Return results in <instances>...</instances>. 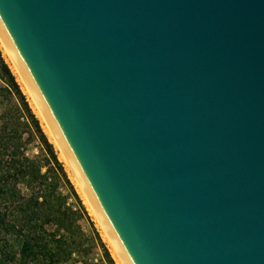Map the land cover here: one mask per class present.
I'll return each instance as SVG.
<instances>
[{"label": "water", "instance_id": "1", "mask_svg": "<svg viewBox=\"0 0 264 264\" xmlns=\"http://www.w3.org/2000/svg\"><path fill=\"white\" fill-rule=\"evenodd\" d=\"M0 33L129 264H264V0H0Z\"/></svg>", "mask_w": 264, "mask_h": 264}, {"label": "trees", "instance_id": "2", "mask_svg": "<svg viewBox=\"0 0 264 264\" xmlns=\"http://www.w3.org/2000/svg\"><path fill=\"white\" fill-rule=\"evenodd\" d=\"M0 264H116L1 50Z\"/></svg>", "mask_w": 264, "mask_h": 264}, {"label": "rangeland", "instance_id": "3", "mask_svg": "<svg viewBox=\"0 0 264 264\" xmlns=\"http://www.w3.org/2000/svg\"><path fill=\"white\" fill-rule=\"evenodd\" d=\"M0 50L2 52V56L4 57L5 61L7 62V64L9 65L11 71L13 72V74L16 76V79L18 81V83L20 84V87L23 91V93L25 94L28 103L33 111V113L35 114V116L38 118L40 126L44 132V134L46 135L47 139L49 140V142L53 145L54 150L56 151V155H57V159L62 163L63 169L67 174V177L69 178L71 184L73 185L74 190L76 191L79 199L81 200V203L83 204V206L85 207V210L87 211L88 216L90 217L91 221L94 224V227L96 228V230L99 233V236L101 238V240L103 241V243L105 244V246L107 247L111 257L113 258L114 262L116 264H119L118 260H117V255L115 254V250L111 244V242L109 241L108 237L105 235V231L103 230L102 225L100 224L98 218L96 217L91 205L89 204V202L87 201L84 193L82 192L81 188L79 187V184L77 182V180L75 179L68 163L66 162V160L64 159L63 155L61 154V151L59 149V147L56 145V143L54 142V139L52 138L51 134L49 133L48 127L45 123V121L43 120L42 116L40 115L35 103L33 102L31 96L29 95L26 86L24 84V82L22 81V79L19 77L17 71L15 70V68L13 67V64L6 52V50L4 49L1 41H0ZM38 141L32 140V142L30 143V145L28 146L29 152L31 154H36L38 153L39 149H38ZM96 253H99L98 249H95ZM94 258H98L97 254L94 255Z\"/></svg>", "mask_w": 264, "mask_h": 264}, {"label": "bare ground", "instance_id": "4", "mask_svg": "<svg viewBox=\"0 0 264 264\" xmlns=\"http://www.w3.org/2000/svg\"><path fill=\"white\" fill-rule=\"evenodd\" d=\"M0 41L4 47V49L6 50L12 64L13 67L15 68V70L17 71L19 77L22 79V81L24 82L26 89L29 93V95L31 96L33 102L35 103L40 115L42 116L43 120L45 121L49 133L51 134L52 138L54 139V142L56 143V145L59 147L61 154L63 155L64 159L66 160V162L68 163L75 179L77 180L79 187L81 188L82 192L84 193L87 201L89 202V204L91 205L96 217L98 218L100 224L103 227V230L105 231V235L108 237L109 241L111 242L114 250H115V254L117 255V260L119 262V264H129L128 261L126 260L123 252L121 251L119 245L117 244L115 238L113 237L111 231L109 230L106 222L104 221L100 211L97 209L91 195L90 192L88 191L86 185L84 184L83 180L81 179L79 173L77 172L71 158L69 157V155L67 154V152L64 149V146L52 124V122L50 121V119L48 118V115L42 105V103L40 102L37 94L35 93V91L33 90L32 86L30 85L28 79L26 78V75L24 74L22 68L20 67V65L18 64V62L16 61L15 57L13 56L9 46L7 45L5 39L3 38L2 34L0 33Z\"/></svg>", "mask_w": 264, "mask_h": 264}]
</instances>
